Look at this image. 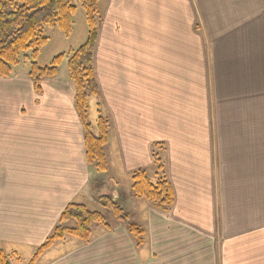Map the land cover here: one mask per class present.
Listing matches in <instances>:
<instances>
[{"label":"crops","instance_id":"0c3cea01","mask_svg":"<svg viewBox=\"0 0 264 264\" xmlns=\"http://www.w3.org/2000/svg\"><path fill=\"white\" fill-rule=\"evenodd\" d=\"M14 67L0 76V249L28 264L68 203L99 204L68 71L37 93ZM93 67L87 119L96 135L108 120L110 195L143 241L113 217L34 264H264V0H99ZM154 151L167 211L131 191L135 170L156 179Z\"/></svg>","mask_w":264,"mask_h":264},{"label":"trees","instance_id":"16d2710c","mask_svg":"<svg viewBox=\"0 0 264 264\" xmlns=\"http://www.w3.org/2000/svg\"><path fill=\"white\" fill-rule=\"evenodd\" d=\"M80 4L85 13L87 33L84 42L75 50L69 51L66 63L70 81L74 86V107L83 127L87 164L94 169L89 188L101 207L111 212L118 221L126 223L128 231L137 245H140L143 241V230L129 221L128 213L110 195L116 182L107 174L104 153L109 135L108 120L98 116L96 135L87 119L89 98L99 92L93 67V53L98 36L99 0H80ZM75 12L76 6L72 0H0V76L9 77L14 66L22 60L30 59L28 75L35 91L40 93L42 80L55 77L65 57L63 53L58 54L47 66H40L35 61L48 41L44 28L47 25L55 26L69 36ZM153 161L156 167L155 181L148 177L144 169L135 170L131 174L132 195L147 200L161 211H167L173 204V191L166 178L163 161L155 151ZM94 224L109 227L105 215L100 211L90 210L84 204L68 203L52 232L37 247L28 264H34L45 250L65 237L88 242ZM19 259L16 254H6L0 249V264H11Z\"/></svg>","mask_w":264,"mask_h":264},{"label":"rangeland","instance_id":"374dc122","mask_svg":"<svg viewBox=\"0 0 264 264\" xmlns=\"http://www.w3.org/2000/svg\"><path fill=\"white\" fill-rule=\"evenodd\" d=\"M72 3L76 6V12L73 16L72 32L69 36L64 35V33L55 26H50V25L45 26L44 33L48 37V41L41 48L37 58L35 59V61L40 66L49 65L53 57L63 53L65 57L59 66V70L62 71L63 73H66L67 72L66 62L69 51L75 50L84 42L85 40L84 30L86 27L85 13L81 7L80 0H72ZM29 65H30V59H26V60H22L15 67L18 70H20L22 69L23 66L29 67ZM93 108H95L94 103L90 101V113ZM96 117H97V113H95V118ZM94 129L96 130V125L94 126ZM148 175L150 178H152V181H155L154 174L151 171L148 173ZM123 194L125 195V192ZM117 203H120V201H117ZM87 207L90 210H96L103 213L105 215L106 220H109L110 218L114 217L111 212L104 209L100 205L96 206L90 202H87Z\"/></svg>","mask_w":264,"mask_h":264}]
</instances>
